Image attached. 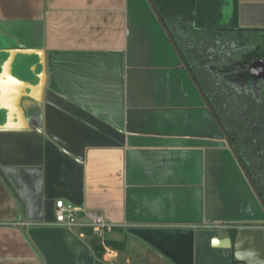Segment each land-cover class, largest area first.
Masks as SVG:
<instances>
[{"label": "crops", "instance_id": "crops-1", "mask_svg": "<svg viewBox=\"0 0 264 264\" xmlns=\"http://www.w3.org/2000/svg\"><path fill=\"white\" fill-rule=\"evenodd\" d=\"M233 11L264 29V0ZM0 31V264H243L214 225L264 208L148 0H0ZM56 199L122 250L55 225Z\"/></svg>", "mask_w": 264, "mask_h": 264}, {"label": "trees", "instance_id": "trees-1", "mask_svg": "<svg viewBox=\"0 0 264 264\" xmlns=\"http://www.w3.org/2000/svg\"><path fill=\"white\" fill-rule=\"evenodd\" d=\"M148 1L264 208V161L255 154L264 149V130L255 128V117L261 113L256 114L255 96L243 92H251L249 86L237 85L226 76L245 54L235 49V11L225 24L217 10L220 0ZM199 10L204 18L198 16ZM90 243L101 256L104 247L100 238L93 235ZM104 244L119 250L124 247L123 242L110 240Z\"/></svg>", "mask_w": 264, "mask_h": 264}, {"label": "water", "instance_id": "water-1", "mask_svg": "<svg viewBox=\"0 0 264 264\" xmlns=\"http://www.w3.org/2000/svg\"><path fill=\"white\" fill-rule=\"evenodd\" d=\"M233 14V0L229 1V10L226 24H229ZM0 40L6 45L14 46V41L8 35L1 33ZM249 73L255 78L264 76V59L253 62L249 65ZM264 221L255 222V225H262ZM212 245L232 248L236 260L243 264H264V232L261 226H242L236 229L233 237L212 238Z\"/></svg>", "mask_w": 264, "mask_h": 264}, {"label": "flooded vegetation", "instance_id": "flooded-vegetation-1", "mask_svg": "<svg viewBox=\"0 0 264 264\" xmlns=\"http://www.w3.org/2000/svg\"><path fill=\"white\" fill-rule=\"evenodd\" d=\"M257 32H264V29H255ZM237 33V32H236ZM237 51H244L245 54L244 59L239 61L235 67L232 68V71L226 73L228 79L231 82L236 83L237 85L243 84L248 85L251 92L248 90L243 91L247 93H252L255 96V111L256 114L261 113L263 116L255 117V128L264 130V76H258L255 74V78L252 77L249 73V65L254 61L257 62L259 60L264 59V41L261 43H248L238 42V46L235 47ZM240 91V90H238ZM257 141V140H255ZM259 161H264V149H259L255 152ZM239 225H228L222 226L218 229H224L228 231L229 237H233L236 229H238Z\"/></svg>", "mask_w": 264, "mask_h": 264}, {"label": "built area", "instance_id": "built-area-1", "mask_svg": "<svg viewBox=\"0 0 264 264\" xmlns=\"http://www.w3.org/2000/svg\"><path fill=\"white\" fill-rule=\"evenodd\" d=\"M82 217L85 220H82ZM13 224L23 226V225H28L30 223L17 221ZM54 224L63 226L68 229H72L75 227L89 228L94 236L100 238L106 253H110L111 251L104 244L105 232L111 231L114 228H118L121 226L106 221L104 217L99 213L93 211H83L74 204L70 202H66L63 199H56L54 201ZM242 226L244 225H239L237 227L240 228ZM245 226L247 227L261 226L264 232V224L245 225ZM214 227L221 228L222 225H214Z\"/></svg>", "mask_w": 264, "mask_h": 264}, {"label": "rangeland", "instance_id": "rangeland-1", "mask_svg": "<svg viewBox=\"0 0 264 264\" xmlns=\"http://www.w3.org/2000/svg\"><path fill=\"white\" fill-rule=\"evenodd\" d=\"M228 4H229V1L223 7L224 9H223L222 22L225 24L228 22V20H227L228 10H229ZM236 37H237L238 42H244L245 44L261 43L264 41V32H254V31L252 32V31H250V32H244V33L243 32L242 33H236ZM106 237L109 238L110 236L107 235ZM106 247L108 249H110L109 246L106 245ZM104 253L107 254L105 249H104Z\"/></svg>", "mask_w": 264, "mask_h": 264}]
</instances>
